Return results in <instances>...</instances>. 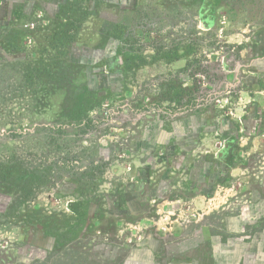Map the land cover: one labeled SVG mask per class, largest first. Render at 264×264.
Returning <instances> with one entry per match:
<instances>
[{"label": "rangeland", "instance_id": "rangeland-1", "mask_svg": "<svg viewBox=\"0 0 264 264\" xmlns=\"http://www.w3.org/2000/svg\"><path fill=\"white\" fill-rule=\"evenodd\" d=\"M58 1L0 0V264H264V0H84L85 131L18 63Z\"/></svg>", "mask_w": 264, "mask_h": 264}, {"label": "trees", "instance_id": "trees-1", "mask_svg": "<svg viewBox=\"0 0 264 264\" xmlns=\"http://www.w3.org/2000/svg\"><path fill=\"white\" fill-rule=\"evenodd\" d=\"M211 2L215 1L203 0L200 7L202 23L206 28L207 23H209L206 18H208L210 9L208 6H204L206 3L210 5ZM48 11L53 17L52 24L54 26L49 37V46L55 53L47 55L42 60H36L35 57H25L22 59L24 61L18 63L23 64L25 78L34 82L37 87L44 89L48 85H53L66 91L67 96L63 103L62 115L72 122L83 125L81 130L85 131L84 124L88 119L89 111L101 105L103 98L98 94L96 95L97 91L91 90L87 83H78L83 66L80 63L70 61L67 54L83 22L93 14L94 10L90 9L84 0H60ZM103 32L107 37H115L118 33V27L110 24L105 27ZM139 61L143 62L144 59L140 58ZM229 150L234 151L230 139L225 141L223 150L218 156H222V153ZM11 176L4 175L2 180ZM21 198L22 195H19L17 199Z\"/></svg>", "mask_w": 264, "mask_h": 264}]
</instances>
